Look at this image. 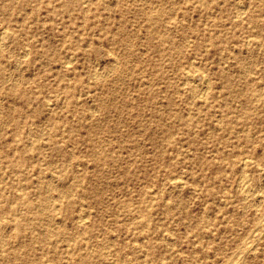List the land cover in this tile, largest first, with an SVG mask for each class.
<instances>
[{"label": "rangeland", "instance_id": "rangeland-1", "mask_svg": "<svg viewBox=\"0 0 264 264\" xmlns=\"http://www.w3.org/2000/svg\"><path fill=\"white\" fill-rule=\"evenodd\" d=\"M0 39V264H264V0H0Z\"/></svg>", "mask_w": 264, "mask_h": 264}, {"label": "bare ground", "instance_id": "bare-ground-1", "mask_svg": "<svg viewBox=\"0 0 264 264\" xmlns=\"http://www.w3.org/2000/svg\"><path fill=\"white\" fill-rule=\"evenodd\" d=\"M241 6V5H240ZM240 6H239V8H240ZM243 7V6H242ZM246 8V7H245ZM244 9V8H243ZM243 11H247V9L246 10H243ZM243 11H241L240 10V12L242 13ZM239 11H238V13H240ZM237 13V12H236ZM240 15V14H239ZM238 15V16H239ZM242 15V14H241ZM236 16V15H235ZM263 20V19H262ZM7 33H8V31H6ZM6 32H5V34H6ZM6 35H8V34H6ZM5 35H3L2 37H3V39L4 38H6V37H4ZM1 37V38H2ZM248 38V37H247ZM255 38V37H254ZM251 39V38H250ZM256 39H257V37H256ZM1 40V39H0ZM2 41V40H1ZM4 41V40H3ZM2 41V42H3ZM252 41V40H251ZM247 43H248V41H246ZM249 43H251V42H249ZM2 45V44H1ZM0 45V46H1ZM249 45V44H248ZM1 48V47H0ZM2 49H3V47H2ZM29 49V48H28ZM27 49V50H28ZM28 52V51H27ZM28 57V56H27ZM26 58V57H25ZM24 59V58H23ZM116 60H117V58H116ZM68 62V61H67ZM191 65V64H190ZM193 66V65H192ZM196 66V65H195ZM189 69V68H188ZM187 69V70H188ZM197 69V68H196ZM98 70V69H97ZM198 70V69H197ZM97 72V71H96ZM99 73H100V71H98ZM189 73H190V71H188ZM201 72V71H200ZM186 73H187V71H186ZM183 74L185 75V72H183ZM191 74V73H190ZM204 74V73H203ZM187 75V77H188V74H186ZM192 77V76H191ZM219 77L224 81V83L226 84L225 85V88H226V90L229 92V93H237V94H239L240 96H246V97H248L249 98V101L248 102H251L250 100H251V98L253 97V96H256V94L255 93H253L252 92V87H249V88H243V89H234L233 87H231L230 86V80H229V78H228V76H227V73H225V72H221L220 73V75H219ZM96 78V77H95ZM187 80V79H186ZM204 80H206V79H204ZM208 80V79H207ZM209 81V80H208ZM207 81V82H208ZM186 82H188V81H186ZM198 83V82H197ZM203 83V82H202ZM209 84H210V82H209ZM209 84H207V86H210ZM204 85H206V84H204ZM204 85H200V86H204ZM199 86V87H200ZM185 87V86H184ZM211 87V86H210ZM208 88V87H207ZM207 88L206 87H202L201 88V90H202V92H200V93H202L201 95L202 96H200V98L202 97H204L203 95H205V93L207 94ZM199 89V88H198ZM209 90V89H208ZM192 93V92H191ZM89 94V93H88ZM205 97H206V95H205ZM199 98V97H198ZM200 100V99H199ZM253 105H252V103H247V104H245L243 107L244 108H249V107H252ZM242 107V108H243ZM92 113V112H91ZM99 113V112H98ZM163 117V116H162ZM246 138V140H247V142H249V141H251L252 139L251 138H249L248 136L247 137H245ZM214 154V153H213ZM252 160V159H251ZM236 161V160H235ZM242 162V161H241ZM253 162V161H252ZM251 162V163H252ZM244 165H247L248 164V160L245 158V160H244ZM240 165V164H239ZM244 165H243V167H244ZM245 168V167H244ZM262 168V167H261ZM263 169H264V167H263ZM243 170V169H242ZM242 173V172H241ZM240 174V173H239ZM4 175V174H3ZM52 176V175H51ZM248 176L246 177L244 174L242 175V177H241V175H240V183H239V181H238V183L240 184V189H241V191H242V193H243V195H245V196H250V197H253V198H261L260 197V195L258 194V193H256L255 191H253V187L252 186H250V184H249V182L250 181H248ZM176 179V178H175ZM181 179V178H180ZM250 179V178H249ZM6 180V179H5ZM169 180V179H168ZM170 180H172V179H170ZM165 181H167V180H165ZM178 181H181V180H179L178 179ZM182 181H183V179H182ZM173 182H175V180L173 181ZM184 182V181H183ZM183 182H182V185H183ZM163 184V183H162ZM184 184H185V182H184ZM190 185V184H189ZM260 185H262V184H260ZM260 185H259V187H260ZM163 186H164V184H163ZM168 186V185H167ZM193 187V186H192ZM252 187V188H251ZM167 188V187H166ZM179 188H181L180 186H179ZM202 188V187H201ZM200 188V189H201ZM150 189V188H149ZM169 189H170V187H169ZM209 189V188H208ZM262 189H264V187H263V185H262ZM151 191H152V189H150ZM255 190V189H254ZM258 190V189H257ZM260 191H262L261 190V188L259 189ZM181 191H182V189H181ZM200 191V190H199ZM198 191V192H199ZM260 191H259V193H260ZM201 192V191H200ZM264 192V191H263ZM194 193H196V191L194 192ZM155 196V195H154ZM248 198V197H247ZM264 198V197H263ZM262 199V198H261ZM258 201V200H257ZM260 201V200H259ZM209 203V202H208ZM212 203V202H211ZM166 204V203H165ZM250 207V206H249ZM257 208V207H256ZM148 209V208H147ZM150 209V208H149ZM163 209V208H162ZM32 213V212H31ZM79 213V212H78ZM121 213V212H120ZM86 215L85 214H82V215H79V221H80V223H84V221H85V218H87V217H85ZM203 216V215H202ZM208 216V215H207ZM209 217V216H208ZM208 217H207V220H208ZM262 217H264V216H262ZM136 221V220H135ZM150 223V222H149ZM149 225V224H148ZM263 226H264V218L263 219H261V222L259 221V224H258V227H261V228H263ZM142 232V231H141ZM254 232V231H253ZM258 232V231H257ZM165 233V232H164ZM255 234H257V233H255ZM254 234V235H255ZM251 238V237H250ZM137 242V241H136ZM244 242V241H243ZM33 246V245H32ZM250 246H247V248H246V250L245 251H243L242 252V254L240 255V258L238 257L237 259L235 258V261L234 262H232V263H230V264H240V262L239 261H241V260H239V259H241L242 257L241 256H243L244 257V253L246 252V251H248L249 250V252L252 250L251 248H249ZM252 247V246H251ZM173 248V247H172ZM240 248V247H239ZM238 248V249H239ZM257 248V247H256ZM237 249V250H238ZM256 250V249H255ZM242 251V250H241ZM254 253H255V251H254ZM236 254V253H235ZM238 254L239 253H237V256H238ZM247 254V253H246ZM233 259V258H232ZM239 260V261H238ZM114 263H116V262H114ZM227 263H229V262H227Z\"/></svg>", "mask_w": 264, "mask_h": 264}]
</instances>
